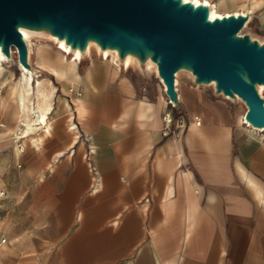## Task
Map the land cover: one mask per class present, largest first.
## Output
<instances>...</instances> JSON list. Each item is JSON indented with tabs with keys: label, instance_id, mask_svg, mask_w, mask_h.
<instances>
[{
	"label": "crops",
	"instance_id": "1",
	"mask_svg": "<svg viewBox=\"0 0 264 264\" xmlns=\"http://www.w3.org/2000/svg\"><path fill=\"white\" fill-rule=\"evenodd\" d=\"M199 1L264 29V0ZM75 62L37 67L50 109L22 151L0 135V264H264V143L234 104L181 75L172 109L150 72Z\"/></svg>",
	"mask_w": 264,
	"mask_h": 264
},
{
	"label": "water",
	"instance_id": "2",
	"mask_svg": "<svg viewBox=\"0 0 264 264\" xmlns=\"http://www.w3.org/2000/svg\"><path fill=\"white\" fill-rule=\"evenodd\" d=\"M249 13L210 17V7L184 0H0V54L31 74L23 32L63 42L83 58L90 46L133 59L139 70L155 66L164 94L180 106L175 80L192 77L195 86L243 102L244 121L264 130V39L242 32Z\"/></svg>",
	"mask_w": 264,
	"mask_h": 264
},
{
	"label": "rangeland",
	"instance_id": "3",
	"mask_svg": "<svg viewBox=\"0 0 264 264\" xmlns=\"http://www.w3.org/2000/svg\"><path fill=\"white\" fill-rule=\"evenodd\" d=\"M219 11L222 13L221 9ZM220 12L219 14L221 15ZM242 32L251 35L253 38L259 41H262L264 39V29L259 28L256 30L252 26L246 25V27L242 30ZM28 35H29L28 41L26 40V42L29 48V63L37 71L33 75L34 76L38 75V80L41 83V86H40L41 93L46 95L51 89H53V87L50 81L45 78H48V79L50 78L53 82L54 80L52 76L44 72H41L37 67H40L42 69L44 68L48 69V65L53 64L60 68H65L68 66V64L65 63V60L70 58L71 54L66 56V59H65V55L59 52L56 48V45L53 43V41L54 42L56 41L54 39H51L47 35L33 34V33H28ZM96 50L97 49L94 46L90 50V52L92 54L93 53L97 54ZM72 58L73 57H71L70 59ZM108 59L110 58L108 57ZM68 61L70 60L68 59ZM132 65L138 68L136 62L132 63ZM4 66L5 67H3L2 70L0 71V135L5 136V139L9 140L4 145L9 146L10 148H13V145H15L14 147L19 145L17 143V140L13 138V135L16 133L17 128L19 127V121H18V116H17L18 110H17V104L15 102V99L20 94L22 85L24 83L22 81V78L20 77L17 54L14 49H12V52H11V61H7V63ZM49 66L51 67V65ZM145 72H150L153 75H155V77L157 78L155 70L153 68L150 70H147L146 68ZM181 75L187 76L189 80H192V77L190 75L181 73V74H178L176 77L177 83ZM54 85L56 86L55 83ZM205 88H208V90H212V87H205ZM261 96L264 98V91L262 92ZM30 98L32 102H35L37 100L38 91L36 88H34L33 91H31ZM231 102L234 104L237 122L240 125V129L245 134L252 136V137L259 138L260 135H264V132H253L254 129H252L244 121V114H245L246 108L243 102H241L240 100H237L236 102H233V101ZM254 131H258V130H254ZM37 133L38 131H35L31 137L35 136Z\"/></svg>",
	"mask_w": 264,
	"mask_h": 264
},
{
	"label": "bare ground",
	"instance_id": "4",
	"mask_svg": "<svg viewBox=\"0 0 264 264\" xmlns=\"http://www.w3.org/2000/svg\"><path fill=\"white\" fill-rule=\"evenodd\" d=\"M185 2L188 1H193L195 4H200L204 3L210 7V17L215 18V17H221L222 15L219 14V10H217L216 7H213L207 2H200L199 0H184ZM25 40L28 41V33L23 32ZM52 39V38H51ZM52 41V40H51ZM53 43L56 45V48L59 52L63 53L66 56L70 55V58L73 57L72 59L68 58L71 61L75 63L80 62L82 57L79 55L78 52L71 53L67 47L64 46L63 42H54ZM94 46H90L88 49V52L93 48ZM96 48V47H95ZM97 49V48H96ZM98 50V49H97ZM106 58L110 57L112 62L114 64H117L116 62V57L114 54L109 53V52H104L102 53ZM7 63L6 59L0 54V71L2 70L4 65ZM132 63H135L133 59L127 58L126 61L121 64V66L128 67ZM18 68L20 71V77L22 78V81L24 82L22 85V89L20 91V94L18 97L15 99V102L17 104V116H18V121H19V127L17 128L16 133L13 135V138L15 140H19L21 138L28 137L29 135H32L36 130H39L40 127L44 126L48 117V112L50 109V94L47 93L46 95L41 93L40 91V86L41 83L38 80V75H33L27 70L23 69L19 64ZM154 69L156 73V69L152 64L147 65V70ZM157 76V74H156ZM158 78V77H157ZM159 80V78H158ZM161 83V81L159 80ZM37 89L38 91V98L35 102H32L31 100V91L34 88ZM53 90V89H51ZM264 91V87H259V92L262 94ZM253 132H264L263 131H254ZM15 151L17 154L22 151V147L16 146Z\"/></svg>",
	"mask_w": 264,
	"mask_h": 264
},
{
	"label": "built area",
	"instance_id": "5",
	"mask_svg": "<svg viewBox=\"0 0 264 264\" xmlns=\"http://www.w3.org/2000/svg\"><path fill=\"white\" fill-rule=\"evenodd\" d=\"M96 52H97V54L102 58V59H108V58H106L104 55H102V53H100L99 51H97L96 50ZM88 53V52H87ZM110 58V57H109ZM116 62H117V64H119L118 63V61H117V59H116ZM177 87H178V83H177V81L175 80V89H176V91H177ZM166 100H167V106H169L170 108H175L174 107V105L172 104V103H170L169 102V100L166 98ZM163 120H164V122H165V124H167V123H169L170 122V114H169V112H164V114H163ZM179 125H182V121H181V118H179L178 119V122H177ZM260 131H263V130H260ZM168 134V133H167ZM259 139H260V141L261 142H263L264 143V135H260L259 136Z\"/></svg>",
	"mask_w": 264,
	"mask_h": 264
}]
</instances>
